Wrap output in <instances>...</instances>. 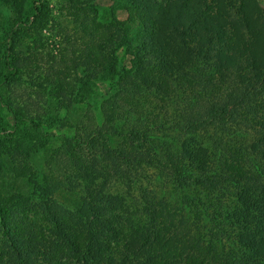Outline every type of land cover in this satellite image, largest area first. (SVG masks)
I'll return each instance as SVG.
<instances>
[{
    "label": "trees",
    "instance_id": "1",
    "mask_svg": "<svg viewBox=\"0 0 264 264\" xmlns=\"http://www.w3.org/2000/svg\"><path fill=\"white\" fill-rule=\"evenodd\" d=\"M93 1L87 0L91 8ZM32 6L33 11H41ZM119 7L127 11L122 21L115 15ZM33 11L26 14V21L33 16ZM110 17L111 22L104 26L106 38H114L133 56L132 68L114 66L109 71L114 91L137 94L148 88L151 92H166L172 82L180 80L187 66L208 60L219 68L229 64L235 67L231 68L234 73H243L244 66H249L250 79L256 81L257 86L242 76L239 96L228 92L202 114L188 119L189 126L235 121L238 108L246 98L253 94L264 98V3L259 0H124L111 7ZM83 26L89 34H94L86 24ZM10 33L16 35L13 26L6 32L9 36ZM10 39L14 41L13 36ZM6 52L0 86L13 80L19 70L12 45ZM114 62L115 65L118 62L116 57ZM191 91L194 92V88ZM0 98L5 99V96L0 93ZM247 107L254 110L249 104ZM262 114L264 118V109ZM12 120L13 131L25 122L14 113ZM123 121L124 117L118 121L117 116L115 122L102 123L92 133L62 141L61 148L70 153L78 170L88 180L84 196L75 201L69 199L71 202L63 200L72 208H62L54 197L58 189L50 183V187H40L46 194L32 198L36 196L33 190L36 185L30 176L22 181L16 174V177L6 176L0 171V264H73V261L113 264L112 260L124 252V245L123 264H264V171L256 165L253 168L258 174L251 175L242 166L232 165L235 173L225 174L223 163L227 165L228 161L223 153L214 151L215 156L210 157L209 148L199 140L194 142L193 135L174 149L172 156L176 161L172 168L181 188L192 189L197 200L185 207L144 189L140 227L129 239L123 236L117 226L118 219L105 209L110 205L105 203L103 210L99 209L100 202L92 187L105 168L104 162H109L112 172L120 177L123 170L137 168L151 155L147 131L139 123H127V130L120 129L121 126L126 128ZM116 136H123L128 147L118 145ZM4 183L12 187L6 188ZM220 191L228 192L230 197L221 199L223 197L214 195ZM206 194L214 195L213 201L225 213L218 216H223L224 220L217 223L218 218L208 214L213 205L207 207L206 202L211 197ZM186 208L209 218L210 223L199 226L189 218ZM70 209L77 217L66 214ZM117 217L129 222L126 213ZM210 224L214 230H210L211 238L207 239L201 235V229ZM220 233L229 242L228 248L222 245L221 250L217 248ZM112 249H117L118 256Z\"/></svg>",
    "mask_w": 264,
    "mask_h": 264
},
{
    "label": "rangeland",
    "instance_id": "2",
    "mask_svg": "<svg viewBox=\"0 0 264 264\" xmlns=\"http://www.w3.org/2000/svg\"><path fill=\"white\" fill-rule=\"evenodd\" d=\"M123 1L94 0L91 8L87 0H0V71L9 45L13 47L19 68L13 80H7L0 86V93L5 96V99L0 98V171L3 170L6 176L10 174L14 177L16 174L22 181L26 180L25 176H30L31 182L36 185L33 189L36 196L32 198L46 194L41 192L42 186L50 187L51 184L57 187L54 197L65 210L72 208L63 200L75 201L84 196L88 180L78 170L70 153L61 148L62 141L92 133L102 123L115 122L117 116L118 121L124 117L126 125V128L121 126L120 129L127 130V123H139L148 133L151 155L137 168L123 170L120 177L112 172L109 162H104V170L92 185L100 202L99 209L103 210L102 207L108 203L110 206L105 209L109 215H115L119 231L129 239L142 222L144 189L185 207L197 200L192 195V189L181 188L172 168L176 161L173 151L183 139L195 136L193 141L199 140L207 146L210 157L223 153L228 161L227 165L223 163L227 175L235 173L232 165L242 166L251 175L258 174L253 168L256 165L264 171V98L257 94L246 98L238 108L235 121L226 123L220 120L195 128L189 126L188 119L202 114L209 105L225 98L228 92L239 96L242 76L257 86L256 81L250 79L252 70L249 66H244L243 73H234L231 68L235 67L224 64L219 68L208 60L187 66L180 80L172 82L166 92H151L148 88L137 94L114 91L109 71L114 66L117 69L122 65L132 68L133 56L117 40L106 38L104 26L111 22V7ZM259 1L264 3V0ZM32 5L41 8V11H33ZM31 11L34 14L26 21V14ZM115 15L122 21L126 19L127 11L119 7ZM83 24L95 31L94 34L85 31ZM12 26L15 36L6 34ZM12 36L14 41L10 39ZM115 57L118 60L116 65ZM0 80H3L1 74ZM138 81L141 84L140 79ZM247 104L254 110L250 107L248 110ZM248 111L254 113L249 114ZM12 113L25 121L16 131L11 128ZM116 137L118 145L127 146L123 136ZM225 193L220 191L214 195L223 197L221 199L230 197L228 192ZM206 195L211 197L206 202L207 207L213 205L208 214L218 218L217 223L224 220L225 213L213 201L214 195ZM186 209L189 218L198 222L199 226L210 223L209 218ZM125 213L129 217L127 223L124 218L120 220L117 217V214L123 217ZM219 213L223 214L221 218ZM66 214L77 217L73 209ZM107 218L114 221L112 217ZM201 230V235L209 239L211 235L208 233L214 229L210 224ZM218 238L221 240L217 248L221 250L222 245L228 248L227 237L220 233ZM112 251L118 256L117 249ZM123 251L112 260L113 264H123L125 245ZM62 263L65 262L62 260ZM73 264L76 262L73 261Z\"/></svg>",
    "mask_w": 264,
    "mask_h": 264
}]
</instances>
